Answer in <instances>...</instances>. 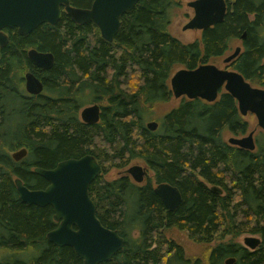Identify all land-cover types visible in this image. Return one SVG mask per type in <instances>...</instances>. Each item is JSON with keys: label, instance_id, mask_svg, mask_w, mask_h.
Segmentation results:
<instances>
[{"label": "trees", "instance_id": "trees-1", "mask_svg": "<svg viewBox=\"0 0 264 264\" xmlns=\"http://www.w3.org/2000/svg\"><path fill=\"white\" fill-rule=\"evenodd\" d=\"M92 1L70 3L89 8ZM176 1L139 0L121 16L113 42L104 40L94 24H75L65 13L54 26L43 23L26 36L16 28L4 30L0 264H82L73 248L46 239L57 225L52 207L20 202L14 180L31 190L44 189L48 183L35 168L51 169L88 154L99 164L106 156L123 166L138 159L153 173L141 185L126 174L110 181L99 175L90 184L98 220L124 238L122 249L100 264H202L167 238V229L198 243L244 232L259 235L254 250L232 240L218 242L204 264H225L229 258L232 264H264V130L253 151L231 146L223 134L243 136L249 123L224 91L211 103L182 97L158 119L155 130L146 124L147 110L172 97L169 79L176 66L195 69L222 56L236 39L242 49L231 66L253 86L264 88V0H225L223 21L187 44L168 31ZM30 49L51 53V68L34 67L27 58ZM26 72L41 81L42 93H26ZM87 103L100 106L96 124L80 120ZM22 148L26 155L14 160L10 152ZM160 183L179 190L182 200L176 211L167 210L154 193L153 185Z\"/></svg>", "mask_w": 264, "mask_h": 264}, {"label": "water", "instance_id": "water-1", "mask_svg": "<svg viewBox=\"0 0 264 264\" xmlns=\"http://www.w3.org/2000/svg\"><path fill=\"white\" fill-rule=\"evenodd\" d=\"M139 0H93L90 8H77L70 0H0V52L8 43L5 29L16 28L21 36H26L39 25L54 26L61 18L62 11L78 25L94 24L101 37L113 42L121 25V16L131 11ZM187 6L193 15L182 27L183 30L203 31L221 23L226 14L225 0H192ZM245 34L242 35V39ZM241 52V47L223 59L224 68L214 64H200L195 69L181 68L169 79L174 98L202 99L214 102L224 91L236 101L241 116L255 115L260 130H264V88L253 86L231 64ZM28 61L36 68L48 70L54 63L51 53L30 49ZM24 89L29 95L43 91L41 81L31 72L24 74ZM100 106L92 104L80 111V119L88 125L100 119ZM157 123H147L149 130H155ZM254 132L246 137L228 139L231 145L253 151ZM22 148L12 153L16 161L26 155ZM102 168L94 156L85 155L58 162L51 169L35 168L34 173L44 178L48 185L44 189L31 190L19 178L14 180L20 202L39 207L51 206L56 227L46 234V239L56 246H69L82 259V264H100L111 259L124 245V238L117 230L104 227L96 216V206L89 196V186L100 175ZM136 183H141L146 171L139 165L127 170ZM216 191V188H213ZM165 208L171 212L178 209L182 197L179 190L170 184L160 183L154 188ZM260 239L245 237L243 246L256 249ZM227 259L225 264H232Z\"/></svg>", "mask_w": 264, "mask_h": 264}, {"label": "rangeland", "instance_id": "rangeland-1", "mask_svg": "<svg viewBox=\"0 0 264 264\" xmlns=\"http://www.w3.org/2000/svg\"><path fill=\"white\" fill-rule=\"evenodd\" d=\"M192 0H180L176 1L174 6L170 10V15H171V22L168 26V31L169 33L180 40L182 43L187 44L191 43L194 41H199L201 38V31L200 30H183L182 27L189 21V19L193 15V10L187 6V3ZM241 47V41L236 39L231 42L229 49L219 57L211 58L208 63L214 64L220 68H224L225 64L223 63V59L230 55L236 47ZM206 63V64H208ZM233 68V67H232ZM181 69V66H176L172 72L171 76L177 71ZM25 74V73H24ZM255 86V85H254ZM180 98H174L173 96L166 102H160L154 105L151 109H148L147 111V117H146V123L148 122H158V119L161 118V116L168 112L169 110L177 107L180 103ZM92 103H87L84 106H88ZM83 106V107H84ZM245 120L248 121L249 123V130L243 135V136H233L228 133L223 134V138L228 141L229 138L235 137V138H241V137H246L249 132L253 131V141L256 143V138L258 134L261 132L260 128L257 125V119L255 115L253 114H247L244 116ZM107 150V149H106ZM11 154L13 152H10ZM100 159V158H99ZM106 159L103 161L101 159L100 164L105 168V171L102 172V178L104 180H113L116 179L118 176L124 173V171L135 164L138 165H144V163L141 160L135 159V160H130L125 166H123V163H120L118 160H114L110 158V156H106ZM148 173L150 175V178H152V172L148 170ZM164 235L167 238L173 239L175 242H177L179 245L182 246L184 253L187 257L190 258H198L202 260V264H204L205 261V256L209 249L217 244L220 241H228L232 240L234 242H237L241 245H243V240L245 237L252 236L260 239L259 235L256 234H251L244 232L238 236H225V237H220L219 236L214 239L211 243H198L192 241L186 233L178 231L176 229H167L164 231Z\"/></svg>", "mask_w": 264, "mask_h": 264}, {"label": "flooded vegetation", "instance_id": "flooded-vegetation-1", "mask_svg": "<svg viewBox=\"0 0 264 264\" xmlns=\"http://www.w3.org/2000/svg\"><path fill=\"white\" fill-rule=\"evenodd\" d=\"M93 2V1H92ZM92 4V3H91ZM227 5V4H226ZM91 6V5H90ZM90 8V7H89ZM63 13H65L64 11H62V14ZM66 14V13H65ZM4 33H5V31H4ZM6 34V33H5ZM7 35V34H6ZM8 36V35H7ZM181 99V98H180ZM92 104H95V103H92ZM92 104H90V105H92ZM97 104V103H96ZM90 105H88V106H90ZM99 105V104H98ZM84 107H86V106H84ZM84 107H82L81 109H80V111L84 108ZM101 110V109H100ZM80 111H79V117H80ZM81 120V119H80ZM149 123V122H148ZM157 123V122H156ZM147 124V123H146ZM135 165H138V164H135ZM132 166H134V165H132ZM132 166H130V167H132ZM139 166H141L145 171H146V175L144 176V179H143V181L141 182V183H136L133 179H132V177H131V175H129L128 173H127V170L130 168V167H128L125 171H124V173L123 174H121V175H124V174H126L127 176H129L130 177V179L134 182V183H136V184H139V185H141V184H144L148 179H150V175H149V173H148V167L144 164V165H139ZM152 172V171H151ZM100 175H102V171H101V173H100ZM120 175V176H121ZM120 176H118V177H120ZM117 177V178H118ZM152 177H153V173H152ZM158 184H154L153 186V191H154V188L157 186ZM233 259V258H232Z\"/></svg>", "mask_w": 264, "mask_h": 264}, {"label": "bare ground", "instance_id": "bare-ground-1", "mask_svg": "<svg viewBox=\"0 0 264 264\" xmlns=\"http://www.w3.org/2000/svg\"><path fill=\"white\" fill-rule=\"evenodd\" d=\"M85 124V123H84ZM232 146V145H231ZM213 188H216V187H212V190H213ZM217 189V188H216ZM214 191V190H213ZM214 192H220V191H218V189L216 190V191H214ZM229 259H232V258H229ZM234 260V259H233Z\"/></svg>", "mask_w": 264, "mask_h": 264}]
</instances>
